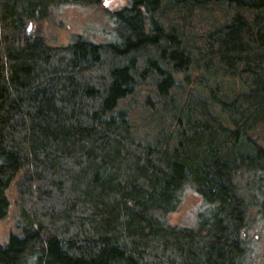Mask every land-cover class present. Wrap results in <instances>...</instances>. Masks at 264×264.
<instances>
[{"label": "trees", "instance_id": "1", "mask_svg": "<svg viewBox=\"0 0 264 264\" xmlns=\"http://www.w3.org/2000/svg\"><path fill=\"white\" fill-rule=\"evenodd\" d=\"M107 1L0 0V264L259 263L264 0H126L102 42L45 43L51 7Z\"/></svg>", "mask_w": 264, "mask_h": 264}, {"label": "rangeland", "instance_id": "2", "mask_svg": "<svg viewBox=\"0 0 264 264\" xmlns=\"http://www.w3.org/2000/svg\"><path fill=\"white\" fill-rule=\"evenodd\" d=\"M126 0H109L101 6H82L73 4H63L53 6L49 9L47 18L41 23L39 29L45 43L50 47H65L77 39L90 42H102L106 33L109 32L112 12L125 7ZM211 87H215L210 81ZM223 96L229 100L236 94L244 93V86L237 79H222L218 84ZM194 94L199 98L209 101V93L201 88L194 90ZM213 113L218 115L217 108H213ZM9 202L7 216L0 221V244L7 243L10 235L15 231V225L19 218L18 201L15 195L13 184L6 191ZM203 204L200 198L188 191L178 210L169 218L173 226H193L196 215L202 212ZM202 209V210H201ZM257 232V227L253 233ZM261 236L254 234L255 244L260 253L259 263L264 264V229L260 231Z\"/></svg>", "mask_w": 264, "mask_h": 264}]
</instances>
